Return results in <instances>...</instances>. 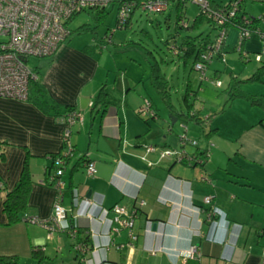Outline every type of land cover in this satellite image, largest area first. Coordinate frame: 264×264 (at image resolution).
Returning a JSON list of instances; mask_svg holds the SVG:
<instances>
[{
	"label": "crops",
	"instance_id": "0c3cea01",
	"mask_svg": "<svg viewBox=\"0 0 264 264\" xmlns=\"http://www.w3.org/2000/svg\"><path fill=\"white\" fill-rule=\"evenodd\" d=\"M241 9L259 18L258 29L264 31V0H242ZM237 35L236 28L228 29L223 55L224 51H235ZM260 45L258 32L245 40L243 49L249 54L245 62L259 51ZM235 59L229 60L234 70L229 69L233 75L231 81L253 82V85L242 84L243 90L237 84L238 92L264 96V74L260 80H246L260 63L257 61L250 70H245V66L239 70ZM38 69L41 85L59 105L54 113L46 114L28 101L0 97V255L29 257L37 246L45 254L43 230L46 228L23 220L5 225L2 203L16 184L26 159L32 178L27 213L39 218L52 214L57 189L49 176L55 170L54 159L64 153V131L68 127L57 115L74 108L82 121L70 126L73 151L63 157L60 180L64 188L60 202L76 233L87 239L81 251L75 246L76 239L63 232L73 239L75 247L68 264H188L189 261L261 264L264 257L262 107L228 92L212 111L214 117L210 113L203 117L199 107H194L204 120L202 125L194 121L199 129H190L186 122L176 119L187 137L200 136L196 150L184 146L183 151L199 160L201 155L208 158L202 163L182 162L173 157L159 160L157 152H151L146 157L154 162L150 165L140 156L144 145L170 147L175 141L173 124L161 118L153 102L155 116L144 120L138 109L146 98L124 84L123 92L114 95L110 91L118 99L117 104L108 106L103 115L96 110L91 112L96 87L102 86V78H96L94 59L64 43L51 55V61ZM219 74L218 69L213 71L215 77ZM85 108L89 110L88 117L82 116ZM219 109L225 112L220 115ZM86 160L94 161L96 168L87 180L80 173L85 170ZM207 195L212 197L210 204L203 201ZM140 200H144L143 206H139ZM114 204L135 209L136 215L130 228L111 235L108 227ZM210 208L216 210L211 222L206 218ZM90 211L94 212L92 218L87 216ZM57 233L47 231L58 251L62 245ZM194 238L199 252L194 258L199 257L198 262L192 258L184 261L180 253L189 248Z\"/></svg>",
	"mask_w": 264,
	"mask_h": 264
},
{
	"label": "built area",
	"instance_id": "2783aa9c",
	"mask_svg": "<svg viewBox=\"0 0 264 264\" xmlns=\"http://www.w3.org/2000/svg\"><path fill=\"white\" fill-rule=\"evenodd\" d=\"M113 0H0V97L13 98L25 101L28 97L29 83L38 78L34 69L28 66L27 61L30 56L46 57L53 55L69 36L71 30L69 21L71 18L82 12L92 9L105 8ZM185 4L193 1L199 5V12L209 19L212 28L216 33L206 49L200 54L193 69L197 72L200 81L207 80L219 87V80H211L205 74L208 63L213 57H222V48L228 32V22H232V27L238 31L234 50L241 59L249 60V54L243 49V43L251 34L258 32L260 37V49L253 54L256 61L264 59V31L250 29L251 19L242 14V0H230L219 6H211L208 0H116L118 3L117 22L123 24L136 8L147 13H161L169 8L170 2ZM180 24L185 23L184 17L179 20ZM173 54H178L179 49L176 43L170 45ZM138 113L144 117H154L155 113L151 103L145 99L139 107ZM77 120L82 121L80 114L73 110L66 119L67 128L64 131V153L56 157L53 161L54 172L49 176L54 183L57 194L53 203L52 214L48 218H39L36 215H25L23 221L38 224L46 228L48 234L52 232H66L72 238L77 235L76 227L70 222L67 210L61 204V194L64 183L60 180L63 172V157L72 154L73 147L69 141L70 126ZM185 129V125L181 124ZM180 149L169 147H157L147 144L143 147L141 158L146 159L147 154L157 152L158 159L173 157L178 161H198L196 155H187L183 151L186 144L197 145L195 139L187 137L182 133L179 136ZM147 160V159H146ZM151 165L153 161L147 160ZM87 175L96 172L95 163L87 160L84 163ZM0 187L2 183L0 181ZM211 196L203 198L204 203L210 204ZM139 206L145 204L144 200L138 202ZM110 211L112 216L109 218L108 231L117 234L123 228H130L136 215L135 209H128L124 205L114 204ZM212 215L210 208L206 213L209 220ZM87 216L92 218L94 212L90 211ZM131 237L133 234L129 233ZM76 239V238H75ZM78 250H84L81 243H75ZM184 261L199 255L196 243L193 242L185 251H181ZM264 264V257L261 260Z\"/></svg>",
	"mask_w": 264,
	"mask_h": 264
},
{
	"label": "rangeland",
	"instance_id": "374dc122",
	"mask_svg": "<svg viewBox=\"0 0 264 264\" xmlns=\"http://www.w3.org/2000/svg\"><path fill=\"white\" fill-rule=\"evenodd\" d=\"M215 1L218 3H225L228 0ZM175 6L176 3L171 1L169 8L161 13H147L136 8L131 15L129 27L123 28L117 26L118 3L116 1L109 3V5L105 7L107 14L99 21L94 19L97 9L82 11L69 21L68 24L71 32L64 41V44L94 59L97 67L96 78H102L100 84L106 85L109 91L114 95L125 90L124 84L126 86L128 85L130 90H134L140 96L145 97L150 103L153 102L161 118L169 123L173 116L150 81L151 64H156L157 62L160 71L166 78L169 85L170 101L177 111H185L187 108L183 100L187 80L190 79L193 86H196L199 80L197 72L194 69H190V63L184 66L182 59L169 51V45L174 42V39L170 36L175 35ZM184 10L186 15V18H184L185 21L191 22L194 16L199 12V5L193 1H187L184 4ZM167 15L168 18L165 20ZM80 25H85L86 29L79 28ZM179 31L181 35L186 32L185 29ZM199 32H202V34L209 32L210 37H213L216 33L211 23L207 20L202 22L198 28L191 31V34L195 35ZM166 40H168V43H166ZM229 53H233V55ZM234 56L236 57L235 61L237 64L239 63V70H243V66L246 67L245 70L248 68L250 70L257 62L253 54H251L250 61L245 62V60L241 59L238 53L233 50H231V52L224 51V55L219 61H216L215 57L212 58L207 65L205 74L211 80H219L221 86L217 87L207 80L202 81L193 106L199 107L203 117H205V113H210V117H214L215 114L214 112L212 113V111L215 110L218 102L222 100L223 95H225V97L228 96L227 89L229 88V83H234V81H231L233 75H231L229 71L233 65L229 60L232 57L235 58ZM50 61L51 56H30L27 64L32 68L34 66L43 68ZM216 69L220 71V74L215 77L213 71ZM242 84L253 85V82H238L239 86L237 88L239 89L241 85L240 89L243 90ZM99 86L100 85L96 87L97 91ZM222 104L223 101L220 102V105ZM88 111L89 110L85 108L82 116L85 115V117H88ZM217 112L222 115L225 110L219 109ZM236 114L239 116L238 112ZM142 118L144 117L142 116ZM178 125L179 121L173 123L172 134L175 135V141L169 148L180 149L178 135H181L182 132ZM186 125H188L190 129L194 127L199 129L194 121H188ZM189 138L196 139L197 145H199L200 141L198 138H193L191 136H189ZM201 138L203 139V136H201ZM211 142L213 141L209 143L211 144ZM203 144L204 143H201V145ZM201 147H204V145ZM184 148L190 151L196 150L195 146L190 144H186ZM201 157L204 161L208 158V155H201ZM80 173L85 180L90 178L85 170ZM43 231V242L46 244L44 256L40 259L33 255L29 257H20L17 259V264H57L58 262L60 263L62 259L64 260L63 262H65L63 264H68V261H72L73 254L75 253L73 239L66 233H57L59 244L62 245L61 250L57 251L54 244L51 243L53 237H56V233L53 234L52 238H48L47 231ZM56 253H58L57 256Z\"/></svg>",
	"mask_w": 264,
	"mask_h": 264
},
{
	"label": "trees",
	"instance_id": "16d2710c",
	"mask_svg": "<svg viewBox=\"0 0 264 264\" xmlns=\"http://www.w3.org/2000/svg\"><path fill=\"white\" fill-rule=\"evenodd\" d=\"M115 1L116 0H113L112 2ZM208 2L211 6L214 7L223 4L220 2L218 3L215 0H208ZM175 8H176V22L174 27L175 35H172L170 37L174 39L173 43H176V46L179 49V53L176 54L177 57L182 59L184 66L190 63L191 64L190 69H193L194 63L200 59L201 52L206 49L207 45L211 42L212 37H210L209 32L206 34H202V32H199L193 35L191 34V31L198 28L201 25V23L204 22L205 20H207L208 22L210 21L204 15H202L201 12H198V14L195 15L194 18L191 20V22L185 21L184 24H180L179 20L183 17L186 18L184 4L177 3ZM106 14L107 12L105 11V8L97 9L94 19L96 21H99ZM242 14L244 15L246 14L251 19L250 29L257 30L259 18L248 15L244 11H242ZM131 15L123 24H118L117 22V26L122 28L129 27V24L131 23ZM167 18L168 15L165 17V20H167ZM232 24H233L232 22H228L226 24V26H228V29L232 27L231 26ZM79 28L86 29L85 25H80ZM181 29L186 30L185 34L183 35L180 34L179 30ZM166 41H167L166 43H168V40ZM169 51L171 52L170 45H169ZM216 57L219 59L220 55H217ZM259 63L260 64L257 67V69L246 80L255 81L261 79L262 75L264 74V59L259 61ZM33 69L37 74H39V69L37 66H34ZM150 81L153 87L155 88L156 92L160 96V98L166 103L168 110L170 111L173 117H175L177 120H180L182 122L195 121L198 124L201 125L203 124L204 120L200 118V116L198 115L197 111H195L193 106L194 100L196 99L197 90L200 88L202 81L198 80L196 86H193L192 81L190 79L187 80L183 94V100L185 101V104L187 106L185 111L183 110L177 111L174 108L173 104L171 103L170 92L168 89L169 85L163 73L160 71L157 62L156 64L153 63L151 64ZM237 84H238V80L229 86L228 93L230 94V96H244L252 104L258 105L264 109V96L244 95L240 91L238 92L236 90ZM25 101L33 103L42 112L46 114L54 113L59 107V105L48 96L46 90L40 83L39 76L36 80L30 81L28 97ZM117 103H118V99L110 93L109 88L106 85H102L95 94L90 109L91 112L93 110H96V112H101V114L103 115L105 109L108 106L115 105ZM73 110L75 109L69 108L64 113L58 114L57 119L65 121L67 115ZM143 119L147 120L148 118L144 117ZM262 121L263 120H260V123ZM1 144L2 142H0V146ZM31 186H32L31 172L28 169L27 161L25 159L22 165L20 176L16 184L13 186L11 190H9L6 193L2 203V210L6 217V221L4 222L5 225H12L18 223L22 221L25 215H30L29 213H27V207H28L27 199ZM215 214H216V210L213 208L211 216H215ZM213 218L214 217L212 218L210 217L208 221L211 222ZM79 231L80 230H78V232ZM75 238L77 243H81V244L85 243L87 239L86 237H80L78 234L76 235ZM32 255L40 259L44 255V253H42V250L37 246L33 248ZM198 258L199 257L192 259L197 260L196 262H198ZM193 262L195 261L192 262L189 261L188 264H193ZM0 264H17V257L15 255H0Z\"/></svg>",
	"mask_w": 264,
	"mask_h": 264
},
{
	"label": "water",
	"instance_id": "95a60500",
	"mask_svg": "<svg viewBox=\"0 0 264 264\" xmlns=\"http://www.w3.org/2000/svg\"><path fill=\"white\" fill-rule=\"evenodd\" d=\"M175 121H176V118L173 117V118L170 120V123L173 124ZM193 242H197V238H194Z\"/></svg>",
	"mask_w": 264,
	"mask_h": 264
}]
</instances>
